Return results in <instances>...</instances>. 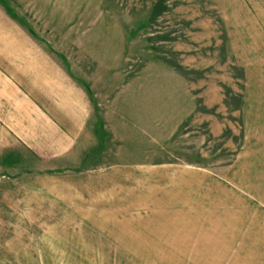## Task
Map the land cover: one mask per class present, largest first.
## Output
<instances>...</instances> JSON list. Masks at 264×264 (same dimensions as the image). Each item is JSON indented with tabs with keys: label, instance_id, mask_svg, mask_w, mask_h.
I'll return each instance as SVG.
<instances>
[{
	"label": "crops",
	"instance_id": "0c3cea01",
	"mask_svg": "<svg viewBox=\"0 0 264 264\" xmlns=\"http://www.w3.org/2000/svg\"><path fill=\"white\" fill-rule=\"evenodd\" d=\"M256 16L245 12L249 28L234 23L239 61L254 57L252 46L264 51V28ZM40 32L0 0V211L32 213L22 226L26 232L1 235L0 243L35 245L4 249L42 252L43 259L56 250L62 260L146 264L145 247L136 245L221 242L222 236L239 235V225L231 231L221 221L223 205L208 204L211 182L220 186L225 169L215 173L188 159H171L195 97L202 96L193 83L156 65L131 77L118 70L114 77L123 63L121 34L114 56L112 29L93 33L104 37L100 51L96 44L84 51L76 30L61 32L91 62L86 86L66 56L46 44V31ZM219 186L214 191L222 197ZM233 195L240 204V191ZM228 211L234 218L236 209ZM210 213L216 223L209 222ZM99 244L129 246L123 252L107 248L105 255L92 246Z\"/></svg>",
	"mask_w": 264,
	"mask_h": 264
},
{
	"label": "rangeland",
	"instance_id": "374dc122",
	"mask_svg": "<svg viewBox=\"0 0 264 264\" xmlns=\"http://www.w3.org/2000/svg\"><path fill=\"white\" fill-rule=\"evenodd\" d=\"M5 1L35 32L46 31L43 34L48 41L46 44L66 56V65L75 76L82 78L85 85L91 62L81 58L69 38L65 41L61 32L66 34L76 30L82 33L77 43L84 51L94 44L100 51L99 44L102 42L105 46L101 41L104 37L93 38V33L112 29L114 41L110 50L114 56L120 50L116 34L123 38V63L114 68V77L118 70L124 77H131L149 65L163 66L193 83L195 94L202 93L201 97H195V111L178 134L171 159H188L195 166H205L215 173L225 169L226 178L219 180L220 186L211 182L208 204L216 209L223 205L225 212L220 211L221 221L230 225L231 231L233 225H239L241 228L236 232L240 234L222 236L221 242L136 245L140 251L145 247L146 264H264V51L252 46L254 57L243 56L239 61L233 50L235 21L243 23L242 27L250 26L244 19L245 12L253 17L258 13L261 17L259 26L264 28V0H163L164 10L155 17L152 10L158 0ZM222 31L225 41L221 37ZM256 52L259 56L254 54ZM165 74L159 72L156 75ZM117 86L114 82L113 88ZM203 101L209 106L205 108ZM185 131L188 134L180 136ZM218 186L225 189L222 197L214 191ZM234 191H240V204ZM216 194L220 197L219 202H213L212 197ZM231 208L236 209L234 218L228 211ZM31 215L0 211V236L26 232L22 226L32 220ZM210 215L209 222L216 223L212 213ZM10 246L35 247L0 243V264L130 262L62 260L57 258L59 253L54 249L50 259H43L45 254L40 248L43 245H39L41 254L4 249ZM92 246L108 255L107 248L123 252L129 245Z\"/></svg>",
	"mask_w": 264,
	"mask_h": 264
},
{
	"label": "trees",
	"instance_id": "16d2710c",
	"mask_svg": "<svg viewBox=\"0 0 264 264\" xmlns=\"http://www.w3.org/2000/svg\"><path fill=\"white\" fill-rule=\"evenodd\" d=\"M163 0H158L155 4H154V7H153V10H152V16L155 17L156 14H160L163 10H164V6H163ZM223 40L225 41V34L224 32L222 31V36ZM177 68H180L178 66H175Z\"/></svg>",
	"mask_w": 264,
	"mask_h": 264
}]
</instances>
